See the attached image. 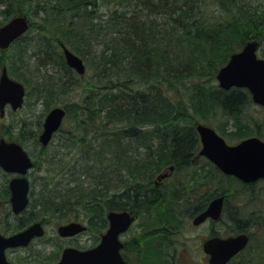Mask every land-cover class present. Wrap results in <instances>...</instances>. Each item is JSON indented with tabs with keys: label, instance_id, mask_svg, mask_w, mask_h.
Listing matches in <instances>:
<instances>
[{
	"label": "trees",
	"instance_id": "1",
	"mask_svg": "<svg viewBox=\"0 0 264 264\" xmlns=\"http://www.w3.org/2000/svg\"><path fill=\"white\" fill-rule=\"evenodd\" d=\"M0 7L4 20L0 25L16 15L28 16V12L38 19L8 49L0 50V70L5 66L12 79L28 85L30 76L58 67L63 74L52 71L37 77V98L46 110L59 95L70 93L73 98L74 91L82 90L70 105L74 120H66V106L69 126L54 136L59 137L57 148L63 152L46 153L47 170L31 181L28 206L19 216L11 212L8 175L2 174L5 183L0 193L5 209L1 233H15L35 221L44 223L48 217L79 219L100 234L107 228V212L131 211L139 232L124 244L123 253L130 251L128 256L123 254L126 264L172 263L177 253L175 237L186 221L202 212L213 197L230 195L233 189L232 196L240 198L251 186L196 157L199 139L195 126H214L235 143L260 137L253 127L258 128L263 116L246 117L252 106L249 93L236 88L221 90L215 76L246 41H258L259 55L264 58V3L0 0ZM31 28L37 30L34 36H30ZM61 45L80 58L91 55L92 74L85 88L67 67ZM14 134L27 135L39 146L37 131L0 124V137L21 143ZM41 165L34 157L32 171L40 172ZM169 168L173 173L166 179L179 175L180 181L175 178L168 185H156L155 177ZM83 183H89L86 192ZM237 207H231L229 214L238 217ZM227 213L224 205L221 219L211 225L227 224L222 221ZM251 217L250 228L230 222L232 232L228 234L252 235L232 264H264V222ZM256 230L261 236L257 240ZM61 250L59 247L52 258L37 255L36 259L53 263Z\"/></svg>",
	"mask_w": 264,
	"mask_h": 264
},
{
	"label": "water",
	"instance_id": "2",
	"mask_svg": "<svg viewBox=\"0 0 264 264\" xmlns=\"http://www.w3.org/2000/svg\"><path fill=\"white\" fill-rule=\"evenodd\" d=\"M29 28L25 16H15L0 27V50H6ZM259 42H245L239 52L232 54L227 63L216 74L218 87L224 91L231 88H244L254 104L264 106V59L258 57ZM66 65L78 75L85 73L83 61L64 45H61ZM24 86L13 79L3 67L0 71V117L6 106L13 111L23 105ZM65 116V110L55 107L49 110L43 122L39 142L46 146L53 134L58 131ZM200 142L198 156L205 157L222 174L234 177L244 184H251L264 179V141L250 137L237 144L229 145L213 128L198 123L195 126ZM33 162L20 145L0 139V169L14 174L8 182L9 203L14 215L21 214L28 205L29 181L26 177ZM170 170H172L170 168ZM167 174L160 175L165 178ZM224 205L222 196L213 198L207 207L191 223L198 226L207 219H220ZM108 227L100 236L96 246L87 250L67 247L63 249L60 259L54 264H125L120 250L123 243L119 236L125 233L134 221L130 212L110 211L106 215ZM86 230L79 222H71L57 227L61 238L73 237ZM44 229L40 222L9 236L0 235V264H11L6 260L5 251L11 248L26 247L35 237H42ZM246 234L226 238L210 237L203 241L202 251L208 256V264H226L233 256L247 245Z\"/></svg>",
	"mask_w": 264,
	"mask_h": 264
},
{
	"label": "rangeland",
	"instance_id": "3",
	"mask_svg": "<svg viewBox=\"0 0 264 264\" xmlns=\"http://www.w3.org/2000/svg\"><path fill=\"white\" fill-rule=\"evenodd\" d=\"M261 1L264 3V0H261ZM22 9L25 10V13L28 12V9L26 7L22 8ZM1 10H2V7H0V11ZM25 16L30 20L31 24H35V25L37 24V22H38L37 17H35L34 15H31L30 12H28V16L27 15H25ZM3 21L4 20L0 14V24ZM36 32H37V30L35 28H31L30 36H34L36 34ZM13 49H12L13 53L16 52ZM30 52L31 51H29L27 53V55H29ZM89 56H91V55L88 53V55H86V57L82 58L83 63L85 65V73L83 76L77 75L72 70L73 73H75L77 75V77L80 80H82V82L85 84H87L89 82V79H90L91 74H92L91 65H90L91 60H90ZM32 62L33 61L30 60L29 63H32ZM52 71L54 73L60 72L61 74H63V72L58 67L55 66L53 69H48V72L37 73L36 77H34V78H32L30 76V78L28 80V85H24L26 95L24 97L23 107L16 112H12L9 109H7L4 113V116L2 117L3 119L0 117V119H1L0 124H4V125L12 124L14 127H15V125L17 127L22 126L23 131H36V129H37L36 125H38V122L42 123L44 116L47 113V111L50 108L56 107V106L62 107L64 109L66 108V106H68V115H67L66 120L68 122H72L74 120V112H73V109L71 108L70 105L73 104V101L75 102L78 99L80 94H82L81 89L74 91L73 98H71L72 95L70 93H68L66 95L65 94L59 95V100H56V102L53 103V105L51 107H49L48 110L45 109L44 104L41 102V100H38V98H37L38 97L37 92H36L37 89L35 88L36 82L39 81V80H37V77H40L42 74L43 75L51 74ZM259 108L260 107L254 105L252 103V106L247 111L246 117L249 119L251 117L254 118V117H258V116H260V117L263 116L262 121L259 124L258 128L256 126H254L253 128H255V130L257 129L258 131H260L259 136L262 140H264V109L260 110L261 108L260 109ZM67 121H65L66 122L65 125H63L64 129L66 128V126L67 127L69 126V124H67ZM210 127L213 129H216V127L214 128V126H210ZM58 141H59V137H54L50 143V146H48L47 151H44V152L39 151L38 147L36 149L34 147H32L31 142L27 141L25 143L26 149L31 154L32 158L36 157L40 161V163H42L41 167L39 168V169H41L40 172H34L32 170L29 171L27 177H28L30 183L32 180L37 181L39 179V176H42L44 174L43 172H45L47 170V167H48L47 161H45L46 153L48 155H52V154L55 155V154H57L58 151L60 153L63 152V150H60L59 148H57ZM226 141L230 145L235 144V142H233V141H228V140H226ZM49 160L50 159H48V161ZM166 170L167 169H164L162 172H164ZM172 173L173 172H170V174H172ZM2 174H3V172L0 171V191H1L3 184L5 183V177H3ZM11 177H12L11 175H8V179ZM173 179L180 181L179 175L175 176ZM173 179H166V180H162L161 182H158V180H156V177H155L154 181H155V183H157V185H168L172 182ZM81 181L87 182L85 180V178H82V177H81ZM88 184L89 183H83L84 189H82V191L84 190V192H86L85 188H87ZM34 187L36 190L38 189V188H36L35 184H34ZM248 187H251V189H249V191H252L255 194H258L260 196V199L263 200V202H264V181L255 183V185L248 186ZM239 196H240V198H236L235 196L230 197L231 198L230 199V206L233 208L236 206V204H238V206H239L236 208L238 210V216H240L242 218H246V216L253 215L255 218H260L261 216L264 215V209H262V210L257 209V210H255V212H252V210H254L253 209L254 207L251 204V202L249 201L250 195L244 193V194H240ZM2 200L3 199L1 198V193H0V234H3V233H1V229H2L1 219L3 216L2 215L3 211L5 209V204L3 202H1ZM255 207L257 208L258 205H255ZM46 219H47V221L43 223L45 225V227H44L45 235L42 238L34 240L27 248L17 249V250H9L6 253L9 261L15 262L18 264H42V262L40 263L36 259L38 257L37 255H41L42 257H45V258H48V257L52 258L56 254L59 247H62V248L76 247V248L85 249V248L91 247L97 241V237L99 238V234H97V232L95 230H92L89 226H88L87 231L81 235L75 236L73 238H66V239H60L59 237L57 238L55 230H56L58 225H61V224L67 223V222H73V221L74 222L78 221V222L83 223L84 221H80L79 219H75V218H72L69 221L55 220L53 218L50 219L48 217H46ZM191 220H192V218L190 219L189 222H187V221L185 222L183 228H181L180 233L175 237L176 238V251H177L175 264H208L207 257L201 249L202 242L205 239L210 237V230L212 229V227L214 230H217L219 232L218 233L219 236H227V235L232 234V233L231 234L227 233V232H232L231 231L232 226H231L230 222H228L227 224H222V222H219L218 224L211 225V222H209V221H206L205 223H203L199 226H193V225H191ZM223 220H227V218L226 219L223 218L222 221ZM84 223L86 224V222H84ZM137 223H138V220H136L135 223L133 224V226L130 228V230L121 237L123 242L127 243L131 239V237H133L134 235H136L139 232V229L136 226ZM261 230H262L261 235L264 236V229H261ZM256 232L259 236L258 237L256 235V240H257V238L260 239L261 236L259 234V230H256ZM256 232H255V234H256ZM7 234H10V233H7ZM7 234H4V235H7ZM123 254H124V256L125 255L128 256L130 254V251L128 250L126 253L124 252ZM131 260H132V257L130 255L129 257H127V261L129 262Z\"/></svg>",
	"mask_w": 264,
	"mask_h": 264
},
{
	"label": "bare ground",
	"instance_id": "4",
	"mask_svg": "<svg viewBox=\"0 0 264 264\" xmlns=\"http://www.w3.org/2000/svg\"><path fill=\"white\" fill-rule=\"evenodd\" d=\"M79 57V56H78ZM80 58V57H79ZM81 60H82V58H80ZM83 61V60H82ZM83 87L85 88L86 87V84L84 83L83 84ZM196 131V130H195ZM23 137L22 138H20L19 136H17L16 134H14V137H16V138H19L18 140H20V142L23 144V145H26L25 143L28 141V142H31V139H29V138H27V135H22ZM43 151H46L45 149L43 150ZM42 151V152H43ZM165 172V171H164ZM163 173V172H162ZM156 180H158V182H161L162 180H165V178H156ZM262 181H264V179H261V180H259L258 182H262ZM157 182V181H156ZM258 182H256V183H258ZM241 184H243V185H247V184H244V183H241ZM156 185H157V183H156ZM253 185H255V183H253V184H251V186H253ZM248 186V185H247ZM249 189H251V187H248V189H247V191H246V193L245 194H248V195H250L249 196V201L251 202V204L253 205V209L254 210H252V212H255V210H257V209H260V210H262V209H264V202H263V200H261L260 199V196L258 195V194H255L254 192H252V191H249ZM232 194H233V189H231V194L230 195H228V193H224L223 195H219V196H222L223 198H224V205H225V208H226V210L228 211V213H227V215H226V218H227V223L228 222H234L235 223V225H239V226H241V228H250L251 226H252V217L251 216H253V215H250V216H246V218H242V217H240V216H236V215H232L231 213L229 214V212L231 211V206H230V197H233L232 196ZM219 196H215V197H219ZM215 197H213V198H215ZM212 198V199H213ZM263 199V198H262ZM255 205H258V207L256 208L255 207ZM251 212V213H252ZM254 217V216H253ZM254 219H256V220H260L261 222H264V215L263 216H261L260 218H255L254 217ZM262 225V224H261ZM88 229V228H87ZM262 229H264V227L262 228ZM106 230V229H105ZM105 230L103 231V232H101L99 235H101V234H103L104 232H105ZM219 232L217 231V230H214L213 229V227H212V229L210 230V237H215V236H218L219 234H218ZM98 234V233H97ZM233 234H235V235H239V234H246L247 235V237H248V239H249V243H250V238H251V233L250 232H235V233H233ZM138 250L139 251H141V252H145V250H144V248L142 247V246H139V248H138ZM167 252H168V254H169V252L170 251H168L167 250ZM171 262L172 263H169V264H175L176 263V258L175 257H173V260H171Z\"/></svg>",
	"mask_w": 264,
	"mask_h": 264
},
{
	"label": "flooded vegetation",
	"instance_id": "5",
	"mask_svg": "<svg viewBox=\"0 0 264 264\" xmlns=\"http://www.w3.org/2000/svg\"><path fill=\"white\" fill-rule=\"evenodd\" d=\"M25 95H26V93H25ZM23 104H24V101H23ZM22 107H23V105H22ZM21 107V108H22ZM57 107V106H56ZM20 108V109H21ZM52 108H54V107H52ZM52 108H48L49 110H51ZM7 109H9L10 111H12V112H16V111H13L11 108H10V106H6L5 107V109H4V112L7 110ZM20 109H18V110H20ZM47 109V110H48ZM17 110V111H18ZM48 110V111H49ZM48 111H47V113H48ZM46 113V114H47ZM46 114H45V116H46ZM45 116H44V119H45ZM2 118V117H1ZM3 119V118H2ZM44 119H43V121H42V123H40V122H38V125H36V131H37V137H36V139H37V142H38V147H39V150L40 149H42V148H44V149H47L48 148V146H50V142L46 145V146H43V145H41L40 144V142H39V140H38V138H39V135L41 134V132H42V130H43V122H44ZM0 139H4L5 141H7V142H15V143H17L18 145H20L21 147H22V149L28 154V156L30 157V159L32 160V162L34 163V158H32V156H31V154L27 151V149H26V145H23L22 143H19L18 141H15V140H8V139H6V137H0ZM32 147H34L35 149H36V146L35 145H33L32 144ZM9 175H12V174H9ZM249 185H251V184H249ZM233 262V261H232ZM232 262L230 263V264H232Z\"/></svg>",
	"mask_w": 264,
	"mask_h": 264
}]
</instances>
